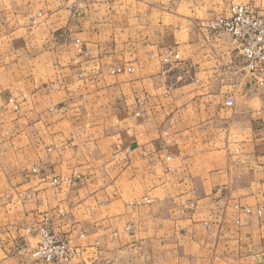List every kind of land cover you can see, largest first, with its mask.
Returning a JSON list of instances; mask_svg holds the SVG:
<instances>
[{
    "label": "crops",
    "instance_id": "1",
    "mask_svg": "<svg viewBox=\"0 0 264 264\" xmlns=\"http://www.w3.org/2000/svg\"><path fill=\"white\" fill-rule=\"evenodd\" d=\"M235 5L0 0V264L45 222L68 264H264V85L202 27Z\"/></svg>",
    "mask_w": 264,
    "mask_h": 264
},
{
    "label": "built area",
    "instance_id": "2",
    "mask_svg": "<svg viewBox=\"0 0 264 264\" xmlns=\"http://www.w3.org/2000/svg\"><path fill=\"white\" fill-rule=\"evenodd\" d=\"M35 23V22H34ZM202 27L206 28L217 39L222 40L225 35H230L233 41L239 46V52L245 62L243 71L245 74L260 86L264 85V17L261 16L253 7L235 5L230 8L228 16H220L211 19ZM179 59L178 55H175ZM131 73L132 68H119L113 73ZM140 104L142 100L138 101ZM9 103L13 105L14 110H19V103L10 99ZM234 105L233 99L226 101L227 107ZM35 172V170H34ZM63 182L62 178L54 177L50 181L52 186H59ZM145 203H151L150 200H143ZM237 209L251 214L253 210L249 207L236 206ZM259 215L262 210L258 211ZM40 234L41 240L36 249L32 252V257L36 260L44 261L48 264H68L70 260L78 253L67 242L59 240L45 222L36 229Z\"/></svg>",
    "mask_w": 264,
    "mask_h": 264
},
{
    "label": "rangeland",
    "instance_id": "3",
    "mask_svg": "<svg viewBox=\"0 0 264 264\" xmlns=\"http://www.w3.org/2000/svg\"><path fill=\"white\" fill-rule=\"evenodd\" d=\"M243 6V5H242ZM245 6H250V5H245ZM252 7V6H251ZM254 8V7H253ZM261 16L264 17V14H262L259 10H257L256 8H254ZM220 17V16H219ZM35 22V20L33 21V23ZM36 23V22H35ZM34 23V24H35Z\"/></svg>",
    "mask_w": 264,
    "mask_h": 264
}]
</instances>
